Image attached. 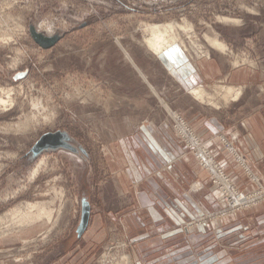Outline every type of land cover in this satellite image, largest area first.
I'll list each match as a JSON object with an SVG mask.
<instances>
[{
	"label": "rangeland",
	"instance_id": "374dc122",
	"mask_svg": "<svg viewBox=\"0 0 264 264\" xmlns=\"http://www.w3.org/2000/svg\"><path fill=\"white\" fill-rule=\"evenodd\" d=\"M30 25L47 35L60 34V41L50 49L41 47L33 40ZM155 27L166 36H174L180 48L192 56L226 55L230 65L258 66L264 71V0H0V98L8 101L7 106L0 104V260L35 264L34 257L43 251L57 246L61 250L66 244L62 240L78 237L86 198L91 210L103 215L90 238L78 240L89 264H172L168 260L160 262L163 257L170 262L176 257L177 264H191L185 261L190 253L183 233L157 250L153 244L145 243L156 236L151 234V227L140 228L133 218L131 222L128 219L131 225L125 228L127 209L136 210L132 193L137 185L127 181L128 193L117 196V190H122L115 183L119 167L110 154L113 139L129 130V125L121 123L126 115L169 119L176 135L175 115L180 114L195 130L186 115L174 109V98L166 99L162 106L163 98L152 86L162 88L167 84L154 60L157 53L146 42ZM211 39L221 41L225 51L214 48ZM133 58L137 66L152 74V83L134 66ZM227 84L212 85L207 92L215 102L197 99V108L219 110L217 113L226 119V110L221 107L229 101H224L218 87ZM259 91L258 87L250 90ZM183 106L186 105L176 104ZM59 130L74 149L35 150L42 135ZM219 135L224 134L216 135L220 142ZM42 158L47 163L33 176ZM248 164L260 184L244 173L250 187L239 188L251 193L264 191V173ZM130 167L129 163L121 164L126 173ZM260 167L264 168V164ZM196 183L201 182L194 180L189 190L194 191ZM28 202H50L47 206L54 209L53 219L48 222L45 218L27 227L6 223L7 214ZM221 203L220 211L201 213L187 221L178 206L177 227L187 232L209 226L216 221L201 227L195 221L223 214L227 208L224 198ZM255 203L244 212L216 220L226 223L225 227L237 219L252 225L253 214L249 211L264 206V199ZM123 206L122 211L118 210L121 214L112 213L114 217L104 213ZM95 214L90 221L98 218ZM250 225L224 227L222 240L212 238V243L218 242L221 261L202 264H264V222L251 233L246 232ZM28 228L33 230L32 235L22 237ZM143 231L149 232V238L139 239ZM192 250L210 254L214 249L201 245Z\"/></svg>",
	"mask_w": 264,
	"mask_h": 264
},
{
	"label": "crops",
	"instance_id": "0c3cea01",
	"mask_svg": "<svg viewBox=\"0 0 264 264\" xmlns=\"http://www.w3.org/2000/svg\"><path fill=\"white\" fill-rule=\"evenodd\" d=\"M156 55L155 63L164 73L163 78L167 80V84L162 88L152 85L160 98H163L160 100L161 105L165 106L166 99L174 98V109L184 113L193 124L197 134L211 142L212 150L215 151L220 162L229 169L236 184L243 189H249V179L235 165L229 154L223 150L216 135L223 132L224 135L229 136L238 150L244 153L247 161L254 165L255 170L264 173V168L260 167V164H264V71L260 70L258 66L230 65L226 55L211 54V56L195 57L180 46L168 48L164 53ZM132 62L135 67H139L146 81L152 83V74L141 66H137L134 58ZM222 82L228 83L227 85L242 92L238 99L230 100L221 107L226 110V119L222 114L217 113L220 112L219 110L212 109L210 112L208 109L203 111L199 106L197 108V99L190 93L197 86H201L207 91L212 85ZM169 83H172V86ZM255 87L260 88V91L250 92ZM183 103L186 106L176 107V104L183 105ZM217 109L219 108L217 107ZM140 118L135 119L130 115L124 117L121 123L129 125V130L126 133H120L113 139L115 143L110 153L113 156V161L117 164L116 167H119L118 174L115 175V183L122 190H117V196L122 197L124 193H128L129 184L127 181L132 180L137 185L135 189L133 188L132 193L136 210L132 211V207L127 209L126 213L129 214L125 216V220L123 219L125 228L128 229L131 225L127 223L128 219L130 222L136 219L140 228L151 227V234L156 236L145 243L153 244L157 250L166 246V243L173 242L176 235L183 233L182 239L190 253V257L185 260L186 263L220 262L218 242L214 244L215 240L212 241V238L222 240V232L227 226L226 223L216 220L199 231L186 232L177 227L176 217L178 206L184 210L185 221L191 220L201 213L220 211L222 208L221 196L209 186L207 175L196 165L193 156L185 150V146L174 135L170 124H168L169 119H163L158 115L154 118L143 115ZM136 124L140 126L136 127ZM122 163L125 166L130 164L129 173L121 169ZM194 180L201 182L198 191L189 190ZM123 209L124 206L121 209L109 210L104 213L114 217L112 213L121 214L122 212L118 210L122 211ZM91 213L95 214L92 210ZM249 213L253 214L250 217L252 225L247 221L237 219L235 222L228 223L229 226L225 229L230 225H240L242 228L250 225L251 229L249 230L251 231L246 232H253L252 230L257 229L262 221L264 222V206L252 208ZM99 216L101 220L103 219L102 214L97 215L98 218L95 217L94 221L92 218L81 237L62 240L66 244L61 250L57 246L55 249L38 254L39 256L34 257L35 264H89L83 257L84 251L78 240L90 238L93 231L96 230L95 226L99 221ZM32 232L33 230L28 228L27 233L22 237H30ZM148 234L149 232L143 231L139 235V239L149 238ZM249 238L252 237L249 236ZM209 240L211 242L205 244ZM201 245L205 249L210 248L215 251L213 250L210 254L202 253L200 250L199 252L202 254L194 253L192 249ZM223 257L222 254V259ZM161 259L160 262L168 260L172 264L178 263L176 257H173L171 262L166 257ZM0 264L13 263L0 260Z\"/></svg>",
	"mask_w": 264,
	"mask_h": 264
},
{
	"label": "built area",
	"instance_id": "2783aa9c",
	"mask_svg": "<svg viewBox=\"0 0 264 264\" xmlns=\"http://www.w3.org/2000/svg\"><path fill=\"white\" fill-rule=\"evenodd\" d=\"M175 116L177 123L175 127L176 137L179 138L183 146H185V149L194 155L198 165L206 172L207 176L212 181L213 187H216V191L222 199H225L227 204V208L223 211V214L220 213L206 217L202 216L198 218V220L196 219L195 222L199 227L203 226L204 223L216 221L218 217L230 215V213L244 212L247 208L257 204L255 203L256 201L264 199V191H255L251 193L240 189L225 166L218 160L215 151L211 150V143L203 140V138L190 127L182 115L176 114ZM218 137L221 138L220 143L223 150L229 153L234 161L242 167L246 176L248 175V178L252 179L255 184H260V179L255 177L246 156L238 150L229 136L219 135ZM200 187L201 183H196L192 188L194 191H198ZM178 210L180 213L184 212L180 206Z\"/></svg>",
	"mask_w": 264,
	"mask_h": 264
},
{
	"label": "bare ground",
	"instance_id": "6f19581e",
	"mask_svg": "<svg viewBox=\"0 0 264 264\" xmlns=\"http://www.w3.org/2000/svg\"><path fill=\"white\" fill-rule=\"evenodd\" d=\"M151 31H152V38H147L146 41L151 51L157 54H162L165 51H167L168 48L179 46L174 36L170 34L167 36L164 35L157 27L152 28ZM210 42L214 48H219L225 51L224 45L221 43V41L211 39ZM190 93L193 94L195 98L200 101H206L209 103L215 102L212 100L211 95L201 86H197L196 88L192 89ZM218 93L221 94V97L224 99L226 103L230 100L238 99L241 95L239 90H235L233 87L228 85L227 86L220 85L218 87ZM0 104L1 106L2 105L7 106L8 101L6 99L0 98ZM46 163H47L46 158H42L40 160V163H38L36 167L33 169V176L38 175L40 172V168L44 166ZM48 203L50 202H47V204L43 202L41 203L28 202L26 203L25 206H17L5 217L6 223L13 222V224H19L21 227H27V225H32L34 223L41 222L45 218L48 220V222H50L53 219L54 209L52 210L51 208H49V206H47L49 205ZM0 220H2V217L0 218ZM21 227L18 226V228Z\"/></svg>",
	"mask_w": 264,
	"mask_h": 264
},
{
	"label": "water",
	"instance_id": "95a60500",
	"mask_svg": "<svg viewBox=\"0 0 264 264\" xmlns=\"http://www.w3.org/2000/svg\"><path fill=\"white\" fill-rule=\"evenodd\" d=\"M30 33L33 40H35L41 47L45 49H50L52 46L56 45L61 38L60 34L47 35L43 32H40L39 29L33 25H30ZM37 142L38 143L35 145L36 151L44 149L54 150L60 147L74 149L73 145L69 141H67L66 134L60 130L53 133H45ZM81 213V220L77 227V233L79 237H81L87 230V226L89 225L92 216L91 204L86 198H84L83 200Z\"/></svg>",
	"mask_w": 264,
	"mask_h": 264
}]
</instances>
